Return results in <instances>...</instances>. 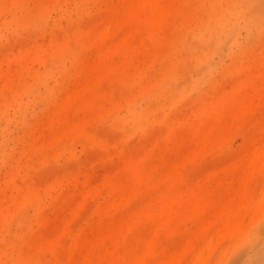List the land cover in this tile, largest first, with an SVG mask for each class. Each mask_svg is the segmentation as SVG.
Here are the masks:
<instances>
[{
	"label": "rangeland",
	"instance_id": "374dc122",
	"mask_svg": "<svg viewBox=\"0 0 264 264\" xmlns=\"http://www.w3.org/2000/svg\"><path fill=\"white\" fill-rule=\"evenodd\" d=\"M0 264H264V0H0Z\"/></svg>",
	"mask_w": 264,
	"mask_h": 264
}]
</instances>
